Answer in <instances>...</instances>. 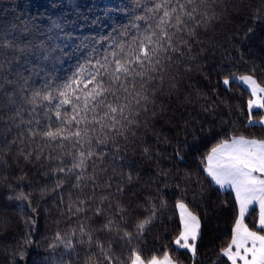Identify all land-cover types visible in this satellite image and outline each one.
<instances>
[{"label": "snow or ice", "instance_id": "snow-or-ice-1", "mask_svg": "<svg viewBox=\"0 0 264 264\" xmlns=\"http://www.w3.org/2000/svg\"><path fill=\"white\" fill-rule=\"evenodd\" d=\"M137 6L139 13L120 37H102L101 50L92 48L63 81L51 74L36 81L39 72L29 73L22 55L30 49L20 47L14 36L0 35V169L15 168L19 180L27 178L26 168L52 178V186L39 192L41 197L52 196L61 216L77 222L76 228L55 236L64 249L61 255H73L75 264H81V253L84 264H177L167 251L162 258L142 255L143 238L162 219L166 201L159 199L158 206L148 198V214L143 218H133L130 205L153 185L158 193L171 181L187 197L189 187L200 183L199 177L182 174L176 167L177 160L184 161L179 149L169 160L163 146L170 141L157 129L169 118L167 104L182 96L191 103L183 91L186 81L201 68L197 56L206 50L202 45L207 44L208 51L215 47L200 34L207 36L223 23L229 0H145L142 4L138 0ZM220 83L226 91L232 90V84L245 88L251 97L247 124L264 127V116L253 118L254 111L264 112V85L252 75L225 76ZM192 123L194 117L185 120V128ZM150 139L161 147H154ZM133 146L139 148L141 160L129 164L125 153ZM201 162L209 184L233 189L238 204L232 240L220 256L231 264L238 260L264 264V140L233 136L213 147ZM141 163L144 167L134 175ZM31 195L21 191L9 199L31 207ZM254 203L260 208L259 231L244 223ZM177 206L183 228L173 244L195 258L200 218L183 200ZM101 233L109 237L107 247L99 239ZM57 247L49 245L53 252ZM53 264L68 262L60 259Z\"/></svg>", "mask_w": 264, "mask_h": 264}, {"label": "trees", "instance_id": "trees-1", "mask_svg": "<svg viewBox=\"0 0 264 264\" xmlns=\"http://www.w3.org/2000/svg\"><path fill=\"white\" fill-rule=\"evenodd\" d=\"M137 2L0 0V35L14 36L20 47L30 49L22 55L29 73L32 70L39 72L34 76L36 81H41L48 74L63 81L71 76L77 62L83 61L92 48L101 50L98 41L102 37H120L124 27L140 11ZM139 2L142 4L145 0ZM200 38L211 39L215 47L208 51V45H202L206 50L197 56L201 68L186 81L188 87L183 91L191 103L182 96L179 101L167 104L169 118L163 120L157 129L161 137L170 141L163 146L169 160L179 149L184 161L177 160L176 167L182 170V174L191 172L194 177H199L200 183L189 187L187 197H182L180 189L172 186L171 181L158 193L153 185L142 192L140 199L133 201L130 212L133 218H143L148 214V198L158 206L159 199L166 201L162 219L143 238L142 255L146 259L152 255L161 258L167 251L178 264H221V261L231 264L220 253L233 237L232 230L238 215L235 193L232 189L209 184L201 161L213 147L233 136L264 139V127L247 124L249 92L238 84H232V90L226 91L220 83L225 76L252 74L264 85V0H229L223 23L215 26L207 36L201 33ZM42 43L44 47H41ZM108 43L106 41L104 46L107 47ZM47 48L54 51H46ZM45 55L50 58L44 59ZM253 116L261 118L264 112L254 111ZM193 117L196 123L185 128V120ZM149 143L161 147L151 139ZM125 155L129 164L141 160L136 146L130 147ZM142 167L141 163L134 169V175ZM117 168L119 170V166ZM25 171L27 178L19 180L20 173L15 168L0 169V264H53L54 260L60 259L75 264L73 255H61L64 249L55 236L58 231L64 235L71 228H76L77 222L60 215L53 207L51 195L41 197L39 189L53 184L50 176L34 168H26ZM21 191L32 193L31 207L15 198L9 199ZM181 200L201 219L195 258L188 250H177L173 244L182 230L177 208ZM32 208L36 209L35 213ZM30 219L35 223H29ZM256 219L257 215L251 212L246 222L255 226ZM85 224L97 226L94 221H85ZM99 239L107 247L109 237L101 233ZM50 244L58 245L55 252L49 248ZM80 261L81 264L85 262L83 253Z\"/></svg>", "mask_w": 264, "mask_h": 264}, {"label": "rangeland", "instance_id": "rangeland-1", "mask_svg": "<svg viewBox=\"0 0 264 264\" xmlns=\"http://www.w3.org/2000/svg\"><path fill=\"white\" fill-rule=\"evenodd\" d=\"M243 75H252V74H243ZM239 76H242V75H239ZM252 76L257 80V78L254 75H252ZM257 82L259 84H261L258 80H257ZM261 85H263V84H261ZM253 118L256 119V120H259L260 119V118H255L254 116H253ZM259 140H264V139H259ZM256 175H259V173H256ZM234 193H235V191H234ZM184 203H186V202H184ZM177 205H178V203H177ZM177 208H178V212H179L180 217H181V209L178 206H177ZM188 210L197 215V213H195L194 211H192L189 206H188ZM251 212H254V215H257L256 225L255 226H251V224L249 223V221L246 222L247 218L251 215ZM259 212H260V208H259V205L257 203H254L253 205H250L249 206L248 211L246 212V215H245V218H244V223L248 225V227H249L250 230L259 231V228H258ZM197 216H199V215H197ZM250 219H251V217H250ZM200 221H201V219H200ZM181 222H182V218H181ZM182 228H183V223H182ZM200 231H201V229H200ZM198 239H197V241H198ZM197 241H196V246H197ZM249 246H250V244H249ZM233 250H235V249H233ZM237 264H243V262L238 260L237 261Z\"/></svg>", "mask_w": 264, "mask_h": 264}, {"label": "crops", "instance_id": "crops-1", "mask_svg": "<svg viewBox=\"0 0 264 264\" xmlns=\"http://www.w3.org/2000/svg\"><path fill=\"white\" fill-rule=\"evenodd\" d=\"M235 137H241V136H235ZM243 137V136H242ZM246 138V137H244ZM246 139H255V138H246ZM230 140V139H229ZM255 140H259V139H255ZM233 190V189H232ZM234 192V191H233Z\"/></svg>", "mask_w": 264, "mask_h": 264}]
</instances>
